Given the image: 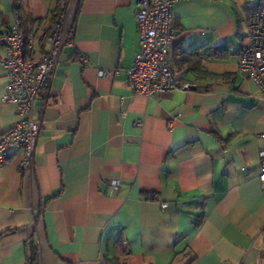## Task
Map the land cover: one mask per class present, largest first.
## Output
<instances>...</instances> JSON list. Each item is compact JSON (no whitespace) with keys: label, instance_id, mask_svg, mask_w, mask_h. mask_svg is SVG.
I'll list each match as a JSON object with an SVG mask.
<instances>
[{"label":"crops","instance_id":"0c3cea01","mask_svg":"<svg viewBox=\"0 0 264 264\" xmlns=\"http://www.w3.org/2000/svg\"><path fill=\"white\" fill-rule=\"evenodd\" d=\"M60 1L23 0V29L49 33ZM138 2L81 0L35 103L33 171L15 149L0 166V264H25L31 237L40 264H264V92L238 64L260 0L177 1L170 60L189 89L153 96L126 81ZM13 13L0 0V32ZM3 57L0 135L19 118Z\"/></svg>","mask_w":264,"mask_h":264},{"label":"built area","instance_id":"2783aa9c","mask_svg":"<svg viewBox=\"0 0 264 264\" xmlns=\"http://www.w3.org/2000/svg\"><path fill=\"white\" fill-rule=\"evenodd\" d=\"M180 0H139L135 10L139 33V51L132 65L126 70L128 86L147 96L189 89L176 75L171 65L170 49L176 39L173 6ZM78 0H63L55 24L49 33H27L17 13L5 32H0V48L4 51L1 63L5 69V103L13 104L19 115L14 125L0 135V166L6 162L10 151H22L20 169L31 174L41 120L36 114L35 103L47 93L66 45L72 44V21ZM247 42L239 55V69L248 75L264 92V0L250 10L245 19ZM45 46L46 49L41 52ZM40 51V53L38 52ZM82 62L86 55H80ZM101 76L107 75L100 70ZM172 126V121L169 122ZM264 143V131L260 133ZM261 161L260 182L264 188V144L259 150ZM115 189L119 181H113ZM161 202L162 208L168 206Z\"/></svg>","mask_w":264,"mask_h":264},{"label":"trees","instance_id":"16d2710c","mask_svg":"<svg viewBox=\"0 0 264 264\" xmlns=\"http://www.w3.org/2000/svg\"><path fill=\"white\" fill-rule=\"evenodd\" d=\"M13 2V10H14V13H17L19 18H20V21H21V25H22V17H23V0H12ZM63 0L60 1L59 3V6H58V9L53 17V23H52V28L55 24V21H56V17H57V13H58V10L62 4ZM80 2L81 0H78L77 2V7H76V11H75V14H74V17L75 15L77 14V11H78V8H79V5H80ZM51 28V29H52ZM214 51V50H213ZM223 51L221 50H218L215 48V54L216 56L217 55H220ZM28 247H29V257H28V260L25 264H40V258H39V251H38V247H37V244L34 242V239L33 237H31L29 239V243L27 244Z\"/></svg>","mask_w":264,"mask_h":264}]
</instances>
